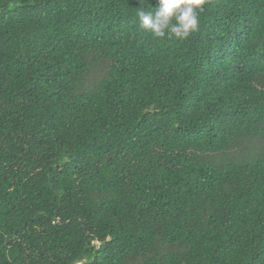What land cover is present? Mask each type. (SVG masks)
Masks as SVG:
<instances>
[{
  "label": "trees",
  "instance_id": "trees-1",
  "mask_svg": "<svg viewBox=\"0 0 264 264\" xmlns=\"http://www.w3.org/2000/svg\"><path fill=\"white\" fill-rule=\"evenodd\" d=\"M155 5L0 0V264H264V0Z\"/></svg>",
  "mask_w": 264,
  "mask_h": 264
},
{
  "label": "clouds",
  "instance_id": "clouds-1",
  "mask_svg": "<svg viewBox=\"0 0 264 264\" xmlns=\"http://www.w3.org/2000/svg\"><path fill=\"white\" fill-rule=\"evenodd\" d=\"M207 0H156L150 10L137 11L138 26L154 38L186 39L197 32ZM149 7H147L148 9Z\"/></svg>",
  "mask_w": 264,
  "mask_h": 264
},
{
  "label": "water",
  "instance_id": "water-1",
  "mask_svg": "<svg viewBox=\"0 0 264 264\" xmlns=\"http://www.w3.org/2000/svg\"><path fill=\"white\" fill-rule=\"evenodd\" d=\"M49 170H51V168ZM72 264H82V263H80L79 261H75Z\"/></svg>",
  "mask_w": 264,
  "mask_h": 264
},
{
  "label": "rangeland",
  "instance_id": "rangeland-1",
  "mask_svg": "<svg viewBox=\"0 0 264 264\" xmlns=\"http://www.w3.org/2000/svg\"><path fill=\"white\" fill-rule=\"evenodd\" d=\"M95 246L98 247L99 245L97 243H95Z\"/></svg>",
  "mask_w": 264,
  "mask_h": 264
}]
</instances>
